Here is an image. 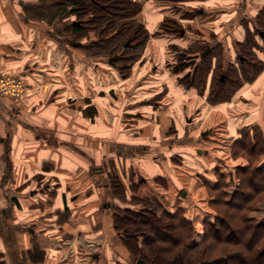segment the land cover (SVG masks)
<instances>
[{
	"label": "crops",
	"instance_id": "0c3cea01",
	"mask_svg": "<svg viewBox=\"0 0 264 264\" xmlns=\"http://www.w3.org/2000/svg\"><path fill=\"white\" fill-rule=\"evenodd\" d=\"M128 1L138 7L129 17V23L135 27L134 18L139 16V25L147 37L143 45L135 44L133 41L136 39L132 36H129L128 42L121 44L123 49L131 48L134 51L142 47L140 55L126 66L128 76L117 75V78L113 70L115 63L114 60L110 61V56L105 61L85 53L86 50H94L96 44L69 42L68 37L73 35L83 39L85 24L71 20L64 26L52 22L48 27L46 23L42 25L33 21L29 13L32 6L41 0H0V73L21 77L26 84L24 94L18 101L0 97V264H42L48 260L56 264L54 260H58L62 253L61 243L69 242L68 239L64 242L62 236L74 234L84 225L103 228L109 236L106 240L111 244L113 213L106 199L113 194L109 182L110 164L113 162L110 157L114 156L109 150L111 131L114 130L112 126L119 131L117 146L120 148L137 145H145L146 149L153 147L148 141L146 144L137 143L136 138L150 137L155 143L166 141L165 138L169 136L174 138L175 132L180 129L177 126L179 116L178 109L171 107L172 96L176 94L172 92L168 70H172L175 61H170V58L164 60L166 52L175 56L178 48L194 53L190 48L195 43L203 41L210 44L207 43L210 38L215 41L211 54L217 51L215 48L218 45L225 47L227 52L229 45L234 49L235 44L247 40V30L252 24L250 20L264 14V0ZM55 4L51 2L48 5L49 8L54 7L49 17L63 18L65 15L59 13ZM240 10L247 14L246 25L240 21ZM69 15L75 16L74 13ZM165 23L171 25L164 26ZM71 24L77 27V31L69 27ZM78 25L82 27L79 29ZM110 37L111 34L104 37L103 44ZM89 44L90 49H86ZM147 48L149 54L144 55ZM252 49L254 55L248 60L244 57L245 61L240 66H245L243 68L253 72V75L242 81L236 92L241 95L245 91L249 94L253 91L264 98V51L262 53L257 46ZM150 54L157 61L148 59L147 65L151 66L142 73ZM207 57L198 59L199 80L205 87L199 94L205 98H209L211 90L206 89L207 82L212 83L209 73L211 65H204ZM63 59L70 62V77L64 76ZM162 61L165 62L164 66L160 64ZM96 62L97 65L104 63V88L99 92L101 104L95 102L94 91L86 90L91 86L89 83H94V72L88 73L85 65ZM257 64L258 72L254 75L253 68ZM183 67L184 70L185 65ZM204 67L208 69L202 75ZM146 74L148 77L151 75L153 81L147 83ZM114 76L118 79V90L115 91L116 86L111 85V77ZM131 83L133 86L130 89ZM245 83L246 87L242 86ZM216 93L213 97L219 98ZM163 99L167 102L160 105ZM91 106L97 108L102 123L93 122ZM186 107L185 102L180 105L181 110H186ZM114 109L119 111L122 119L120 125L117 122L114 123L116 125L111 124L109 115L114 113ZM257 112L264 115V109ZM99 129L103 138L97 142L94 137ZM183 130H186V126H183ZM48 131L52 133L49 135ZM128 131L138 134L126 138ZM189 139L190 136H184L181 142H177L184 144ZM98 148H101L100 157H109L108 172L95 164ZM120 151L117 155L119 159L123 158V162L128 156L132 157ZM133 163L130 161L125 165V170L133 171L136 176L142 175L144 171L138 162L136 167ZM120 174L117 176L118 185L123 183L125 189ZM119 190L122 188L119 187ZM104 200L105 204L102 203ZM108 252L107 246L106 254ZM60 263L64 264L62 261Z\"/></svg>",
	"mask_w": 264,
	"mask_h": 264
},
{
	"label": "rangeland",
	"instance_id": "374dc122",
	"mask_svg": "<svg viewBox=\"0 0 264 264\" xmlns=\"http://www.w3.org/2000/svg\"><path fill=\"white\" fill-rule=\"evenodd\" d=\"M96 1L97 4L94 3L93 5L96 4L98 7H100V9H98L96 6H94V8L92 7L93 10L90 11L89 17L86 16L81 20V22H84L86 27L84 31L85 36L83 39H80L74 35L70 36L68 37L70 40L69 42H96L95 44H103L104 37L106 38L110 34L113 35L116 32H119V30L122 34L120 37L121 44H123V42H128L130 40L129 36H131L132 32L125 33L123 29V23L129 22L131 18H129V16L122 17L123 13H121L120 7L117 9L110 6L115 2V0ZM118 1L119 0H117V2ZM51 2L58 4L59 0H41L40 3L32 6V9L29 13H31L30 16H32L33 21L42 25L46 23L49 27L51 26L50 24L52 22L55 24L59 23L60 25L62 24L64 26V24L71 22V20H77L76 16H71L69 13H66L63 18H50V13L54 10V7H48ZM138 4L140 5V3ZM118 5H120V3H118ZM109 12L112 14H109ZM240 15V21L245 23L246 19H248L246 16L247 14H244L240 10ZM58 16L59 14L57 17ZM106 18L109 19V24L114 23L112 27H110L107 22L104 23ZM89 19H92V21H88ZM134 19L136 21L134 28L137 29L138 35L135 36L134 39L136 40L133 42L135 44L138 43L143 45L147 36L146 34H142V30L139 25L140 17L138 16ZM250 23L252 24L250 27L248 26L250 30H247V40H244L243 43L235 44L234 49L232 45H229L230 47L228 46V53L225 51V47L218 45L217 49L215 48L217 51L211 54V57H207V60H205L206 62L204 63L205 66H208L209 63L211 65L212 70H210L209 73L212 83L213 80L214 83L215 81H219L221 74L224 79L226 78V75H229L230 78L235 79L233 85L230 86V92H232L230 99L228 98L227 100H220L219 102H211L208 98H205L203 95H201V93L199 94V92L205 87L204 84L199 80V71L195 70L194 73V66L196 67L194 63H198L199 61H194L195 59L190 60L192 57L187 55L192 52L183 51V49L181 50L178 48L176 49L175 56L166 52V57L164 56L163 59L170 58V61H175V64L172 65V70L171 68V71L168 70V79L170 78L169 81L172 80V83L170 84L172 86L171 89L173 90L172 92L176 94L172 96L174 100L173 104H171V107L178 109L179 117L177 120V126L180 128V131L178 130L175 132L174 138L169 136L165 138L166 141H160L157 143H155L156 141L154 140L151 141L150 137L147 139L136 138L137 143L146 144V141L149 143L151 142V146L153 147L147 146L149 151L146 152L147 149L145 145H137L135 147L132 146V148L118 147L117 141L118 138H120L119 131L115 130V128L112 126V129L114 130L111 131L112 144L109 150L111 155L114 156L110 157V159L112 158L111 160L113 162L110 164L111 180H109V182H111V186L113 187V194L111 195L110 199L109 197L106 199L108 200L107 202L110 203V206L112 207L111 212L113 213V219L111 221L112 230L110 232V238L112 240L111 244H109V242L106 240V238H109V236L106 235L107 233L103 231V228L98 226L92 228L84 225L81 227L80 231L75 232L74 230V234H65V237L62 236L64 242L67 239L69 242L66 244L61 243V245H63V248L61 249L62 253L59 255L58 260L57 258L54 260V262H57L56 264H61V261L64 264H104V262L105 264H135L136 260L140 258V252H138L139 247L136 243L140 245L142 240L148 242L147 240H149V238L155 236L164 237L166 233L164 232L163 234L161 231L164 229L167 231H175L176 229L174 224H182L179 222L180 218L186 219L182 221L184 223L182 224L184 228L183 231L185 232L183 243L188 247H193L192 245L197 244L203 239V232L207 228L206 221H215L214 217L216 214L220 216L224 215L225 210L229 209V207L227 208V206L223 204L225 200L233 198V204L237 205L245 199L240 193L244 194L247 191V189L244 188V180H247V178L251 180V176L248 175L249 170L251 168H255L256 166L264 165V115L257 112L264 109V107H262L264 106V98L263 96L255 95L253 91L252 93L250 92V94L245 91L241 95L237 94L238 91L236 92V90L240 88L239 85L242 83V81L250 78L253 75V72H249V74H241L240 69L243 68L240 66V56L247 57L246 60L251 58V56L254 55L252 49L254 46H257L258 49H261L262 53L264 51V37L261 39V33L263 34L264 32V26L262 23H259L258 20L253 18L250 20ZM169 24L170 23H165L164 26ZM104 26H108L109 28L103 30ZM223 26L225 27L226 24H223ZM106 41H108V39H106L105 42ZM214 42L215 41L210 38L209 42L207 43L213 45ZM203 45L204 42L199 41L198 43H195L190 49L195 52L203 48ZM149 46L150 44H148V47ZM141 47L142 46H139L137 50L135 49V51L131 50V48H121L118 52L110 56L115 57V60L113 61L115 63V68H113V70L117 78V75H119V77L128 76V69H122V73H120L119 67L136 59V57H138L141 53ZM96 48L97 47H95L94 50H86L85 53L87 55H93L102 58L106 61L109 57L104 53H100ZM146 54H149L148 48L146 51L144 50V55ZM146 59L147 62L142 68V73L147 72V70H149V66H151L147 65L148 59H150L152 62L157 61L156 57H154L152 54H150V56ZM63 60L64 76L70 77V62L66 61L65 59ZM96 60L98 61V59ZM184 63V70L178 73L173 72V66L178 67ZM99 64L97 65L96 62L95 64H90L89 66L85 65V70L87 68L88 73L90 71V74H92V71L94 72L92 74V76H94V83H89L92 89L88 86L86 90H88L87 92H89V90L94 91V95L96 96L95 102L101 104L102 99H99V96H101L99 95V92L104 88V74L102 72V66H104V63L102 64V62H99ZM160 64L164 66L165 62L162 61ZM230 66H233V68ZM258 67L259 64L254 66V71H256ZM161 68L164 67H160V69ZM206 68L207 67H204L202 69V75H205ZM228 69H234L235 71H233L234 73L231 74ZM81 73L82 71L79 72V76ZM85 73L87 75V72ZM86 75H84V77H86ZM145 76H147L148 79L146 80L148 81L147 83L153 81V77H151V75L148 77L146 74ZM116 77H111V85L116 86L113 89L114 91L118 90V79ZM194 78V84L189 87V82L192 79L194 80ZM179 79H182L183 81H179ZM212 83L208 84L207 82L206 89H211L214 93L219 92L218 94L221 95V91H219L215 84V86H211ZM244 85L246 87L247 84H242V86ZM132 86L133 84L131 83L130 89ZM175 86L178 89H176ZM83 88H86V86ZM244 88H242V90H244ZM122 89L124 90V87ZM0 97L3 96L0 95ZM160 102V105H162L167 101L163 99L160 100ZM184 102L189 108L187 109L186 107V110H181L180 105ZM91 107L93 111L91 114L93 122L102 123V116L97 115V108H95V106ZM147 108H150V106H147ZM113 111L114 113L109 115L110 121L112 122L111 124L113 125L115 122H117L116 124L120 125V121L122 119L118 114L119 111L115 109ZM183 126H186V130H183ZM48 132L49 135L52 133H50V131ZM135 134L137 135L138 133L133 131L130 133V131H128L126 138H128L129 135L134 136ZM101 135V129L96 130L94 140H102L103 137H101ZM161 135L162 133L159 132V136ZM184 136L185 138L190 136V139L185 140L186 143L184 144L178 143L177 141L181 142ZM240 137H245V139H247L245 140L243 138V141H238V138ZM77 139H79V137H77ZM132 140H135V138ZM168 145L170 146L168 147ZM120 149L122 150L120 151ZM135 149L136 151H133ZM97 150L98 152L96 151V154L98 157L96 158L95 164L96 166H101V169L105 170V172H108L109 164L107 160H109V157H100L99 151L101 148H98ZM234 150L237 151L236 153L238 157L234 156ZM118 151L124 154L128 153L129 155H132V157L129 158L128 156L123 162V158L121 160L117 155ZM105 152L108 153V150L106 149ZM130 161L134 162L132 165L135 167L139 164L141 169L144 171L142 175L140 174V176H136L133 171L131 173L130 170H127L128 172L125 170V165H128ZM136 161L138 164H136ZM245 167H249L247 170L248 173L247 171L243 170ZM119 172H121V182L124 181L126 190L123 187V183L120 182L121 185H118L117 176ZM255 180L257 179L255 178ZM255 180L253 183H255ZM261 184L262 183L260 182L259 187L262 186ZM119 187L122 188L121 191L119 190ZM214 199H217V201L214 202ZM106 200H104L102 203L105 204ZM233 208L235 209V207ZM171 212H176L177 215L172 217L170 216V214H172ZM116 214L128 216V218L124 219L123 222L121 221L120 234L115 228ZM135 214H139V222H143L146 225L145 229H135V226L129 227L133 222L132 220L135 217ZM152 214L159 217L160 221L151 219L150 215ZM237 216L240 218L242 216L250 217L252 218V222L263 221L264 191L260 192L256 199L251 200L245 206V209L238 211ZM234 220L235 224L239 222L238 224L241 225L240 219ZM131 237H134L136 242L133 240V238L131 240ZM102 240L104 241L100 244ZM206 241H209V239ZM174 244H162L164 247L172 246L166 250L167 257H171L177 250L184 248L181 245ZM225 245L226 244H222L221 246L219 243L214 245L213 250L218 252L217 256L220 254V250H218L219 246L222 248L225 247ZM107 246L109 248V252L106 254ZM202 247L203 244L201 247L194 249L195 251L192 253L196 254V252L201 250L200 248ZM227 247V250L232 248L231 246ZM141 248L147 249L150 248V246H147L143 243ZM92 253H98L104 258L102 257L101 262H93L90 258ZM214 255L216 256V253H214ZM213 258L214 257H210L208 260L210 261ZM158 260L160 261L158 264H179L172 263L171 259ZM202 262L203 261L200 260L197 264H202ZM42 264H51V261L48 260ZM146 264L154 263L147 262ZM219 264H240V259L223 260Z\"/></svg>",
	"mask_w": 264,
	"mask_h": 264
},
{
	"label": "trees",
	"instance_id": "16d2710c",
	"mask_svg": "<svg viewBox=\"0 0 264 264\" xmlns=\"http://www.w3.org/2000/svg\"><path fill=\"white\" fill-rule=\"evenodd\" d=\"M94 3L97 4V1L96 0H59V3L55 4V6H57V8L59 9V13L62 14L63 16L66 13H69V14L74 13L75 16L77 15L76 21L84 24V22H81V20L84 19V17L86 16L89 17L90 11L93 10L92 7L94 8V6H96L98 9H100V7H98L96 4L93 5ZM118 3H120V5H118ZM110 6L113 8H117V9H119L120 7L121 13H123L122 17H127V16L130 17L138 9L136 4L128 2L127 0H119L118 2L117 0H115V2L112 3V5ZM105 9H106V6H105ZM109 14H112V13L109 12ZM256 19L259 21V23H262V25L264 26V14L263 13L257 15ZM88 21H92V19H89ZM105 22L109 24V19L106 18L104 20V23ZM113 24L114 23L109 24V26H113ZM123 25H124L123 29H125L124 32H132L131 34L132 37H135V35L138 34V31L129 22H124ZM69 27L71 28L73 27V29H75L74 31H77V27H74L73 24L69 25ZM78 27L80 29L82 26L78 25ZM103 29H106V27L104 26ZM142 34L145 35V32L143 31ZM263 34L261 35L262 38L264 37ZM121 35L122 34L119 30V32H116L115 34L111 35L110 40H108V42H106L105 44L97 43L96 46L94 47H97L96 49L100 53H104L107 56H112L114 53L118 52L122 48L121 40H120ZM86 47H87L86 49H90V44L87 45ZM93 54H96V53H93ZM184 65L185 63L182 65H179L178 67L174 66L173 72L178 73L182 71L184 68L183 67ZM208 67L206 68V71ZM241 67L243 68L245 66L242 65ZM122 69H123L122 66L119 67L120 73H122ZM195 70L196 71L198 70V66L195 67L194 73H195ZM228 70L229 72L231 71L230 72L231 74H233L234 73L233 71H235L234 69L233 70L228 69ZM245 72L249 74V72H247V69L245 70L243 68L241 71V74L242 73L245 74ZM257 72H258V69L254 72V75ZM234 80L235 79L230 78L229 75H226V78L223 79L222 81H215L214 83V80H213V83L211 86L216 85L219 91H221V95L218 94L219 92H217V95H219L220 97L214 98L213 96L215 95V93L213 92V90H210L209 94L210 96H212V98L208 96L209 97L208 99L211 102L212 101L219 102L220 100L221 101L227 100L228 98L230 99L232 95L231 94L232 92H230L231 91L230 86L233 85ZM179 81H183V80L179 79ZM194 82H195V78L194 80L192 79L189 82L190 83L189 87L192 84H194ZM245 137L243 138L245 139ZM243 138L241 137L238 138V141H241ZM236 152L237 151L234 150L233 154L234 156L238 157ZM248 168L249 167H245L243 168V170L247 171ZM248 175L251 176L250 177L251 180L249 178H247V180H244V183H245L244 188H246L247 191L244 194L240 193L242 196H244L245 199L240 204H237V205L233 204V198H230L229 200H225L223 204H225L227 208L229 207V209L225 210L224 215L220 216L216 214L214 217L215 221L213 222L206 221L207 228L203 232V239L200 242H198L195 245H192L193 247L191 246L188 247L186 246V244L183 243L185 232L183 231L184 228L182 224L184 223L182 221H184L185 218L184 219L180 218L179 222L182 224H179V223L174 224V227L176 229L175 231L174 230L167 231L164 229V230H161L163 234L164 232L166 233L164 237L155 236V237L149 238V240H147L148 242H145L144 240H142L140 245L136 243L139 247L138 252H140L139 253L140 259H142L145 262V264L147 262L148 263L153 262L154 264H158L160 263L158 259H162V260L171 259L172 263H179V264H197L200 260L203 261L202 264H208V263L219 264L223 260H238V259H240V264H264V219L263 221H260V222H252V218L250 217L242 216L240 218L237 216L238 211H240L241 209H245V206L251 200L256 199L257 195L260 192L264 191V165L251 168L249 170ZM255 178L257 180H255ZM254 180H255V183H253ZM260 182L262 183L261 184L262 186L259 187ZM216 201L217 199H214V202ZM233 207H235V209ZM138 215L139 214H135L136 218L135 217L133 218L132 220L133 222L129 227L135 226L134 227L135 229L136 228L145 229L146 225L143 222H139L140 219L138 218ZM176 215H177L176 212L170 214V216L172 217ZM126 218H128V216H125V215L121 216L117 214L115 215V228L119 231V234L121 233L120 232L121 231L120 230L121 221L123 222L124 219ZM150 218L153 220L160 221L159 217L155 216L154 214L150 215ZM234 219H238V220L240 219L241 225L238 224L239 222L235 224ZM132 238L136 242L135 238L131 237V240ZM207 239H209V241H206ZM143 243L146 244L147 246H150V248H147V249L141 248L143 246ZM164 243H167L170 245L171 244L173 245L175 243L177 245L183 246L184 248H181V250H177L171 257H167L166 250L168 248H171L172 246L164 247L162 246V244ZM216 243L221 244V246L222 244H226L225 247H222V248H220L219 246L218 250H220V254L218 256H217L218 252L213 250L214 245ZM202 244H203V247L200 248L201 250H198L196 254H193L192 252L195 251L194 249L201 247ZM227 246H231L232 248L227 250L228 248ZM214 253H216V256L214 255ZM210 257H214L212 260H210L211 262L208 260Z\"/></svg>",
	"mask_w": 264,
	"mask_h": 264
},
{
	"label": "built area",
	"instance_id": "2783aa9c",
	"mask_svg": "<svg viewBox=\"0 0 264 264\" xmlns=\"http://www.w3.org/2000/svg\"><path fill=\"white\" fill-rule=\"evenodd\" d=\"M26 84L21 77L0 73V95L18 101L24 94Z\"/></svg>",
	"mask_w": 264,
	"mask_h": 264
},
{
	"label": "flooded vegetation",
	"instance_id": "af4514ba",
	"mask_svg": "<svg viewBox=\"0 0 264 264\" xmlns=\"http://www.w3.org/2000/svg\"><path fill=\"white\" fill-rule=\"evenodd\" d=\"M125 46H128V44H125ZM213 47H215V46L214 45H211V44L204 43L203 48H201L200 50L196 51V53L195 52L194 53H189L187 55H189V56L192 57V58H190V60H194L195 59L194 61H196V60L198 61V59L201 60L204 57H207V56L209 57L210 54H211V52H212V50L214 49ZM111 58H114L113 60H115V57H111ZM240 59H241V63H244V61H245L244 60V57L243 56H240ZM126 65L127 64L122 65L123 69L126 68ZM194 65L198 66V63L195 62ZM194 69H195V66H194ZM223 79H224V77L221 74L220 77H219V80L222 81ZM102 257L103 256H100V254H98V253H92L91 256H90V258H91V260L93 262L94 261L101 262ZM102 262H104V261H102ZM104 264H105V262H104Z\"/></svg>",
	"mask_w": 264,
	"mask_h": 264
},
{
	"label": "water",
	"instance_id": "95a60500",
	"mask_svg": "<svg viewBox=\"0 0 264 264\" xmlns=\"http://www.w3.org/2000/svg\"><path fill=\"white\" fill-rule=\"evenodd\" d=\"M113 59H114V58H111L110 61L112 62ZM135 264H145V262H144L142 259L138 258V259L136 260Z\"/></svg>",
	"mask_w": 264,
	"mask_h": 264
}]
</instances>
